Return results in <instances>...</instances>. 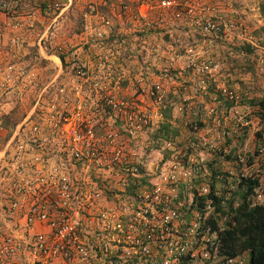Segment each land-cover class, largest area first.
Instances as JSON below:
<instances>
[{
  "label": "rangeland",
  "instance_id": "obj_1",
  "mask_svg": "<svg viewBox=\"0 0 264 264\" xmlns=\"http://www.w3.org/2000/svg\"><path fill=\"white\" fill-rule=\"evenodd\" d=\"M25 1L17 15L15 8L0 11V185L5 186L11 172L27 181L36 177L34 170L43 168L48 177L54 164L61 168V161L72 159L71 144L65 145L76 134L72 127H81L74 122L89 114L99 117L98 128L104 129V134L91 140L94 149L111 148V155L92 157L95 164L90 169L76 155L70 177L110 196L97 212L102 208L119 212L125 205L108 190L112 183L122 185L120 180L132 182L130 171L121 164L131 169L142 160L145 170L139 168L137 179L146 181L153 176L146 172L173 150L203 158L224 182L229 176L238 182L242 174L260 173L252 201H264V152L247 164L258 144L256 133L264 132V109L249 102L264 98V0H181L191 10L185 13L188 9L179 5L180 20L168 14L170 10L162 11V22L157 20L159 9L153 0H44L48 8L43 12L40 0ZM12 3L16 6L15 0ZM206 13L214 17L205 23L201 16ZM244 43L250 44L252 52L240 51ZM202 62L211 73L198 72ZM153 82L162 90L160 99L151 87ZM222 87L238 94V101L226 99ZM90 89L95 92H87ZM110 91L122 97L106 109L99 99L102 92ZM123 98L126 105L120 102ZM184 101L189 108L181 112L176 106ZM168 103L173 105L170 125L178 132L173 134L170 128L169 135L157 131L162 117L159 108ZM125 111L135 112L134 118ZM51 117H62L64 123V147L56 155L50 153L61 138L56 128L44 134L53 148H33L26 140L36 141L39 136L32 134L33 126ZM140 117L149 120L152 129H135L133 120ZM191 122H197L196 131ZM106 133L110 137L104 139ZM21 142H29L26 152L15 154ZM74 148L77 152L78 144ZM120 150L135 155L114 158ZM107 163L112 165L110 170L103 168ZM128 192L122 198L127 199ZM125 211H133V205L127 204Z\"/></svg>",
  "mask_w": 264,
  "mask_h": 264
},
{
  "label": "built area",
  "instance_id": "obj_2",
  "mask_svg": "<svg viewBox=\"0 0 264 264\" xmlns=\"http://www.w3.org/2000/svg\"><path fill=\"white\" fill-rule=\"evenodd\" d=\"M153 1L160 11L173 10L179 5L188 9L185 13L191 10L181 0ZM142 6H139L141 17ZM14 7L12 0H0V11L11 12ZM159 14L157 20L162 22L163 14L161 19ZM172 14L179 20L183 16L178 9ZM199 72L211 73V68L202 62ZM151 87L159 91L158 83L153 82ZM221 89L226 98L238 101L234 91ZM188 108V103L176 106L181 112ZM125 112L130 119L134 118L135 112ZM134 121L135 129H152L151 122L144 117ZM133 122H129L132 127ZM190 127L196 131L197 122H191ZM78 128L72 127L71 132L74 131L76 136H70L65 148L71 144L69 156L75 159L80 155L78 161H84L81 164L90 169L95 164V159L93 162L90 159L97 156L88 148L91 140L96 139L94 131L88 126L85 132H76ZM128 133L133 135V129L129 128ZM16 135L15 132L13 137ZM26 140L33 148H45L41 143L36 144L33 138ZM28 143H19L15 154L25 153ZM51 144L50 148L55 147ZM75 144H78L77 152H73ZM63 147L61 140L50 153L56 155ZM123 153L125 156H121ZM119 155L125 158L135 154L120 150L114 152L113 157ZM39 159L35 158L37 162ZM72 159L68 157L61 161V168L54 164L48 177L43 168L34 170L32 173H36V177L27 181L11 172L18 183L11 185L12 196L0 197V264H249L246 252L233 257L220 253V232L225 227L235 226L230 216L235 214L239 204L234 198L238 197L234 195L237 177L229 176L224 182L218 171L214 173L209 169L203 158H196L188 151L173 150L162 155L161 164L153 171L146 172L153 174L146 181L137 179L139 168L145 170L142 160L131 169L121 164L123 170L130 171L129 180L132 181L120 180L129 191L128 200L119 212L113 209L97 212L96 204L104 202L106 205L108 197L95 186H86L87 183L70 177ZM105 165L103 168L111 169V163ZM47 178H50L49 183ZM214 197L220 198L219 201L216 202ZM7 200L10 208L21 215L17 223L7 218L3 208ZM127 204L133 205V211H125Z\"/></svg>",
  "mask_w": 264,
  "mask_h": 264
},
{
  "label": "trees",
  "instance_id": "obj_3",
  "mask_svg": "<svg viewBox=\"0 0 264 264\" xmlns=\"http://www.w3.org/2000/svg\"><path fill=\"white\" fill-rule=\"evenodd\" d=\"M16 6L15 8V15L20 12V8L24 3L25 0H15ZM40 8L42 12L46 10L47 4L46 1L40 0ZM261 7L263 8L264 12V3L261 4ZM180 6L174 7L173 10L168 11V14H172V11L175 12L176 9H179ZM183 9V8H182ZM209 10V9H208ZM159 18L161 19V16L163 14L162 11L159 10ZM202 17V22L205 20H211L214 16L209 15L208 13L205 14V16ZM207 21H205L206 23ZM219 30L222 29V26ZM216 34H218L217 31H215ZM243 50L240 51L244 53L252 52V50L249 48L250 44L244 43L243 44ZM59 58L62 60V56H59ZM102 58V57H101ZM250 66V65H249ZM248 66V67H249ZM190 73H193L191 69H189ZM199 72V71H198ZM197 72V73H198ZM174 74H177L176 72H173ZM183 75V74H182ZM194 74L193 76H195ZM184 76V75H183ZM182 77V76H181ZM154 88V87H153ZM181 86H178V90L181 91ZM156 92V90H154ZM162 90H159L156 92V95L161 93ZM87 92L93 94L95 92L93 89L87 90ZM117 92H122V90H118ZM119 96L117 93H112L111 91L109 93H103L100 96L99 100H102L99 102L102 104V102L106 103V109H110L112 107V104L117 105L116 102ZM220 98V97H219ZM106 100H110L111 102H108ZM124 101V98L121 103ZM251 104H259V108L264 109V98L260 100H249ZM182 105L187 104V102L180 103ZM173 109V105L165 104L163 108H159V111L162 115L160 127L157 130L160 132V129L165 132L164 134L169 135L170 131L172 130V133H178L177 131H174L175 128H172L170 125V118H171V112ZM263 112L260 114L262 115ZM89 115V114H88ZM83 116L81 125V130L86 127H92L93 131L95 132V135L104 134V129L98 128V125H101V119L96 116ZM100 122V123H99ZM171 128V130H170ZM109 130V129H108ZM99 131V132H98ZM174 131V132H173ZM80 132H85V130H82ZM257 137V147L254 149L253 153L249 156L247 164H252L253 158L259 154L260 151L264 152V137L262 133H256ZM111 155V154H110ZM109 156V155H108ZM262 177L264 179V164L262 167ZM260 177L261 174H251V176H241L237 182V186L234 192V195H238L240 198V202L238 206L235 209V214L230 216V219H233L235 221V226L232 227H225L221 232L219 236L220 240V253L223 254L226 257H233L235 255H238L242 253L245 250L249 251V262L250 264H264V201L261 203H257L252 201V197H255L257 195L256 188L260 185ZM93 180V179H92ZM94 181V180H93ZM8 183V184H7ZM18 181L15 177L11 175L10 180L8 182H5V186L0 185V197L1 198H8L12 196L11 192V185L17 184ZM264 191V189H263ZM109 196V194H108ZM110 198V196L108 197ZM215 201L218 202L220 198L214 197ZM231 201H229V208ZM101 204H96V207H98ZM3 208L5 209V212L7 214V218L11 220L14 223H17L18 220H20L21 215L19 211H14L10 208V205L7 200L3 203ZM103 209V208H102ZM56 264H61L56 263Z\"/></svg>",
  "mask_w": 264,
  "mask_h": 264
},
{
  "label": "flooded vegetation",
  "instance_id": "obj_4",
  "mask_svg": "<svg viewBox=\"0 0 264 264\" xmlns=\"http://www.w3.org/2000/svg\"><path fill=\"white\" fill-rule=\"evenodd\" d=\"M45 120V119H44ZM67 120V119H65ZM46 122H43L42 124L40 123V126H33V130H32V134L36 136H39L38 138H36V141H38L40 138H42V142H36L37 143H41L42 146H44L45 148H50L51 146H53L50 142V140H48L47 137L44 136V134L49 130V131H53L55 128L58 130L55 134L57 136H60L61 138H59V140H62L63 137V118L62 117H51V118H46L45 120ZM49 121V122H48ZM82 122L81 120H76L74 123L80 125V123ZM39 123V122H37ZM93 129V128H92ZM94 136H95V132H94ZM107 136L110 137V134L108 135V133L105 134L104 139H107ZM53 137V135H52ZM49 144V147H48ZM58 145V143H57ZM92 146L90 149L93 151V153L95 155H110V149L105 150L104 152L101 151H96L94 149V142H90L89 146ZM61 146V144H60ZM107 146H109V144H107ZM109 183V182H108ZM111 185H113V187L111 188ZM108 190L111 192V194H116V196H120L121 198L119 199L120 202H126V198H122V196L126 193L127 188L124 187L123 185H120L119 183H112L108 186ZM122 209V207H120V210ZM115 211V210H114ZM116 213V212H115Z\"/></svg>",
  "mask_w": 264,
  "mask_h": 264
},
{
  "label": "clouds",
  "instance_id": "obj_5",
  "mask_svg": "<svg viewBox=\"0 0 264 264\" xmlns=\"http://www.w3.org/2000/svg\"><path fill=\"white\" fill-rule=\"evenodd\" d=\"M159 90H160V88H159ZM157 91V90H156ZM159 96V95H158ZM163 95L161 94V97H162ZM226 99H228V98H226ZM246 176H250V175H246ZM243 252H246L247 254H248V257H249V251L248 250H245V251H243ZM249 264H250V262H249Z\"/></svg>",
  "mask_w": 264,
  "mask_h": 264
}]
</instances>
